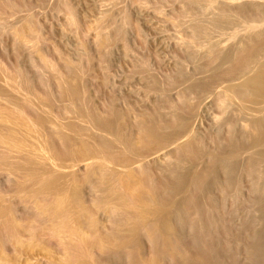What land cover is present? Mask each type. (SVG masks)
<instances>
[{
  "label": "rangeland",
  "instance_id": "obj_1",
  "mask_svg": "<svg viewBox=\"0 0 264 264\" xmlns=\"http://www.w3.org/2000/svg\"><path fill=\"white\" fill-rule=\"evenodd\" d=\"M0 1H11L15 6L17 5L16 8H0V73H3V75L2 73L0 74V86L4 87L5 90H9L13 85L12 83L16 87L20 83L18 85L20 88H15L18 90L16 93L10 91L22 100L28 99L27 101L30 104L27 103L29 106H26L25 110L38 109L40 112L41 110L52 112V115H47L49 111L41 113H45L49 118L53 117L51 127L53 131L63 130L66 127L65 125L69 123L75 124L76 119L78 121L77 117H79V121L81 119L78 123L82 122V124L87 125L88 119L84 118L85 113H82V110L85 112L87 107L86 112L92 111L93 114L101 118L112 117L109 110H115L121 114L120 124L126 134L135 131V121L142 119L144 115L151 116L154 114L163 119H158L159 122H166L167 126L164 127L163 132L166 136H169L168 145L156 151L152 150L146 157V167L149 180L162 184L163 190L171 182L169 178L171 168H176L185 177L179 189L173 194H169L170 205L168 210H172L173 205L181 203L189 195L195 199H201L200 192L195 191L191 185V179L197 171H202L208 175L214 173V165L211 160L209 161L210 156L211 158L214 156L223 157V152H225L228 163L235 164L243 161L249 154H255L256 156L264 154V139H261V142L256 146H251L248 149L243 148L248 143H252L253 137L263 138L264 136V126L255 125V120L264 116V101L252 103L254 100L250 91L248 92V89L245 90L244 87L242 88L243 85L241 86L243 81L250 78V76L252 77L253 73L256 70L258 71L261 66L262 69L264 68V26L262 25L264 21H261L264 17V0H208L209 3H212V8L208 11L204 8L205 14L200 4L194 3L189 6L186 3L187 0H66L71 8L70 10L65 9L62 5L63 1L66 3L65 0ZM248 2L250 3L248 4ZM252 2L257 3L256 7L253 6L255 4ZM196 5H199L198 8ZM198 9L201 11H198ZM9 11L11 12L9 13ZM123 12L127 17V22L122 20ZM13 13L19 14H16L17 16L15 15L16 18H14ZM221 14L223 17H221ZM26 17L27 19H32V28L30 27L29 29L34 27L33 30L36 29L35 31L32 32L26 28L28 27L25 24ZM214 18H217V24L212 23ZM196 19L200 24L202 22L201 25L204 24L207 29L198 33L191 31V23L196 21ZM112 20L115 24L121 25L122 28L124 27L122 36H117L115 33L112 36L113 38L111 37L112 28L110 24L114 23ZM21 21L25 22V26ZM254 22L256 24L258 22V30L261 27V31L259 30L260 35L258 33L257 37L256 34L247 35L248 33H245L248 29L247 26L249 27ZM19 26L22 30L24 29L21 34H18L14 29L20 28ZM231 29L234 30V37L228 34L233 32ZM101 32L111 37L108 44H104L105 47L99 43ZM208 39L210 42L213 40L211 42L212 46L216 42L217 46H213L214 49L216 48L214 52H212L213 48L210 50L211 45ZM207 41L210 46L207 45ZM184 46L188 49H185ZM220 46L223 47L221 48ZM238 46L241 48L239 49ZM257 46L260 50L257 57H259V54L263 57H259V60L255 57V62H252L253 65L251 63L250 70H246L243 73L237 64L238 57L247 56ZM252 47L253 49L249 51ZM230 50L232 51L230 52ZM215 51L217 52L215 53ZM189 53L195 54L194 59H191L192 61L186 56ZM209 53L212 54L209 55ZM214 56H216V59ZM208 57L210 62L214 58L215 63L214 61L210 63ZM226 57L231 58V60H233V57L237 58V61L236 59H234L236 62L231 61ZM66 59L71 60L75 66L79 67H76L77 71L79 69L78 76L76 70V74L74 73L76 77L83 73L82 77L80 76L81 78H76L78 83L80 82L79 87L82 89L81 103H77L79 107L74 101L75 104L73 106L70 103L72 101H68L70 99L61 101L60 97H57L59 96L57 92L59 84L58 73L62 70ZM43 60L47 62L48 66L43 64ZM181 68L183 71L180 70ZM261 68L260 70H262ZM15 69L26 72L25 74L30 78L28 79L31 81L32 90L35 92L27 90L29 92L27 95L28 92L25 91L26 88L22 86L18 77L13 78L14 80L12 81L11 77L15 76H12ZM80 70L82 73H80ZM57 71L58 73H56ZM180 71L183 72L181 73L182 76L178 73ZM38 73L46 80V87L40 84L39 78H37ZM15 79L18 80L15 81ZM184 82L185 84H193L192 82H194L193 85L195 86L191 91H186L185 87L181 85ZM195 83L198 84V89L201 87L203 91H197ZM48 85L49 87H47ZM239 86L245 91L243 92ZM231 89H234V93H230L232 92ZM238 89L242 90L243 99L241 96L238 98L235 95L232 96ZM22 90L24 91L22 92ZM20 92L22 94L25 93L27 97ZM44 92H48V95L50 94L52 101L49 99L50 97L48 98V96L44 95ZM188 92L189 96L187 95ZM245 92L248 93V98L251 96L252 100L245 99ZM178 96H182V99H180L181 97L178 98ZM220 97L225 100L223 102H227L225 105L221 104V108L218 105ZM183 98H188V100ZM6 99L8 98L0 96V108L8 109L12 105L9 103L11 101ZM45 99L50 100V102L46 100L47 104ZM178 99L184 106H181ZM33 101L35 106L32 104ZM35 102L43 105L38 104L36 106ZM69 103L70 106L72 105L71 108ZM10 108L12 109L13 105ZM73 108H76L75 112ZM79 108L82 109L81 112ZM72 109L73 111H71ZM76 110L78 111L76 112ZM79 112L84 115L80 114L81 117L77 116L76 114L78 113L79 115ZM87 115L88 113L86 117H88ZM83 127L85 128L84 133L87 135V142L95 144L92 137L101 133L98 130L99 127L96 125L94 127ZM181 128H184V130L180 132ZM64 134L70 136L72 132L66 130ZM104 137L108 141L114 140L113 133L110 130L104 132ZM184 140L185 143L189 140L192 144L200 146L203 153L197 159H193L192 149L190 148L179 157L175 150L179 145L184 144ZM73 141L71 146L72 154L69 156L55 154L52 164L47 159V149L43 145L38 147V155L46 161V168L48 166L52 167L54 177L59 178V182L63 184L67 192L74 190L78 193L80 206H85L94 211L105 229L109 230L107 212L104 210L106 205L101 204L100 208L95 206L94 199L100 196L101 193L95 191L87 181V170L95 167L99 162H102L111 171L115 170L117 172L115 178L119 182V186L116 188L117 195L125 194L129 190H136L140 175L134 171L130 173L126 164L117 166L111 160H103L98 155L94 156L83 152L80 142L77 140ZM114 145V150L119 151L120 144L115 143ZM179 160L180 163H176ZM263 162L259 163V165L261 164L259 169L262 171L264 170ZM14 175L0 168V195L4 194L7 199L14 201L16 204V208L14 207L16 209H14L16 217L20 222L22 221L21 223H24L23 221L26 223V221H31L27 214L32 208L28 205L30 209L28 210L24 206L26 203L24 200L11 198V190L14 189V183L18 181L17 176ZM17 175L21 178H29L27 172L17 173ZM238 175L241 184V198L245 200L248 195L246 192L247 187L252 182V179L247 177V173L242 167L239 169ZM215 180L221 181L219 176ZM165 183H167V186H164ZM7 202L8 200L3 202V204ZM228 206L229 203L226 204V208ZM255 212L257 211L254 209L253 215ZM257 213H255V217L259 216ZM246 215L247 213L241 210L234 211L231 218L234 219L232 221L233 224H238L237 220H242V216L244 218ZM68 219H70L69 216ZM72 222L70 221L69 228L75 230L76 224ZM130 224L131 222L129 221L128 227ZM260 224H258V221L254 223L258 229L262 227ZM186 228L184 227L183 229L184 234L190 231H187V228L185 232ZM260 230L263 234H261V237L264 239V229ZM71 237L73 239L76 238L75 236ZM71 237L67 238V240L72 239ZM140 239L137 254L140 258L146 259L152 255L153 242L151 243L147 238L141 241ZM11 240L9 241L6 237H3V242L0 244V262L2 264H77L78 261L93 259L95 256L92 250H88L86 253H80L78 250L72 251V248L78 244L75 243L76 241L73 242V240L70 243H67L65 239H63L64 241L62 240L65 247H72L68 249L69 251H65L66 248H64L63 244H60L61 241L58 242L57 238H49L48 236H41V238L31 240L27 233L23 234L20 238L23 247L19 248V250H14L16 238L13 237ZM72 242L75 246H73ZM120 243V239H114L108 244H104L106 245L104 248H114ZM237 255L240 264H248V256L244 250L240 248ZM106 260L110 264H131L130 260L121 259V256L113 255L106 258Z\"/></svg>",
  "mask_w": 264,
  "mask_h": 264
},
{
  "label": "bare ground",
  "instance_id": "obj_2",
  "mask_svg": "<svg viewBox=\"0 0 264 264\" xmlns=\"http://www.w3.org/2000/svg\"><path fill=\"white\" fill-rule=\"evenodd\" d=\"M186 3L189 6L191 4L193 5L194 3L200 4L203 7L202 11L204 14H205L204 8L207 11L212 8L211 7L212 3H209L208 0H187ZM249 3L250 2H248V4ZM254 4L255 5L253 6L256 7L257 3ZM62 5L65 7V9L68 10L71 9L69 4H67V2L64 3L63 1ZM16 6L13 3H11V1L10 2L0 1V8L3 7L16 8ZM196 6L198 8L199 5ZM199 10L200 9H198V11ZM10 12L11 11H9V13ZM16 14H14V18H16L15 17ZM223 15L225 16V14ZM122 16H123L122 18L123 22H127L126 20L127 17L124 14V12ZM221 17H223L222 14ZM26 19L24 18V20ZM216 19L217 18H214L212 20L213 24L216 23ZM31 20H32L31 18L27 19L26 23L25 22L24 23L26 24V26H28L26 28H28V30H31L33 32L36 29L33 30L34 27L33 29H29L30 27L32 28L33 22H31ZM261 21L262 22L264 21V17L261 19ZM112 22L114 21L112 20ZM198 22L196 19V21H193L191 23V27L193 29V30L190 29L191 31L198 33L207 29V27L204 24H203L204 26L201 25L202 22L201 24L200 22L199 23ZM22 23L21 25L24 24ZM252 24L253 23H251L249 27L247 26L248 29L245 33H248L247 35L256 34L257 37V34L261 31V27L259 31L258 30L259 26L257 25L258 22L257 24L256 22H254L253 25ZM110 25L112 28L111 37L115 33L117 34V36H122L123 34L122 32H124L123 31L124 27L122 28L121 25L115 24V22ZM262 25L264 26V24ZM230 26L232 25L230 24ZM230 26H229V30H230ZM241 27L243 26L241 25ZM20 28L17 29L14 28L18 34L23 33L24 29L22 30V28L21 29ZM234 30H232L233 31L232 33H228L230 34L229 36H233V37L235 36ZM258 35H260V33ZM111 37L108 35L106 36V33L102 34L101 32L99 36V43L106 45V43L108 44L109 38ZM212 41L213 40H211V42ZM209 42L207 43V45L209 44ZM211 42H210L211 46L210 45L208 46H210V50H212L211 48H213L212 52H214V50L216 49V48L214 49V47H216L217 45L215 42L214 43L215 45H213L214 46L213 47ZM186 48L187 47H185V49ZM238 48L240 49L241 47L238 46ZM252 49L253 47L250 48L249 51ZM231 51L232 50H230V52ZM216 52L217 51H215V53ZM259 52L260 50L259 47L257 46V48L249 52L247 56L241 58L238 57L237 64L239 65V68L241 71H243V73L244 71L246 72V70H250L251 63L255 62V57L258 56ZM211 54L209 53V55ZM186 56L191 60L194 59L195 54L189 53ZM216 56H214L215 59ZM261 56L259 54V57ZM259 57H257L258 60ZM210 58H209V62H210ZM214 58L212 62L214 61ZM228 59L231 60V58ZM232 59L233 60L231 61L234 62L237 61V58L233 57ZM234 59H236V61ZM44 60H43V64L48 66L47 62ZM76 67L77 66H75L74 62L66 59L64 61L62 70L59 71V73L58 71L56 72L58 73V77H59V84L57 91L59 96L57 97H60L61 101L65 99H70L68 101L69 102L72 101L70 102L72 105L76 103L77 107H79L77 103L79 104L81 103L82 89L79 87L80 82L78 83L76 78H81L83 73L80 70L81 71L80 73L82 74L79 75V77H76L75 76ZM260 68L259 69L256 68L258 69V71L256 70L253 73L252 77L250 76V78H247L246 80H244L245 82L243 81V84H241V86L243 85L242 88L244 87L245 90L248 89V92L250 91L252 95V99L254 100L252 103H260L264 101V68L263 69L261 68L262 70H260ZM19 69L21 68L19 67ZM19 69L14 70V74H12V76L15 75L14 77L11 76L8 77H11L12 81L14 80L13 78L18 77L21 81L22 86L26 88L25 91L28 90L30 92L31 91L35 92L34 90H32L31 81L29 80L30 78L27 77V75L25 74L26 72L24 73L22 70ZM180 70H182V68ZM78 71H77V76H78ZM178 73L180 74V76H182L181 73L183 72L180 71ZM37 76H38L37 78H39L40 84H42L43 87H46L47 82L44 79V77L42 78V75L40 74ZM17 80L15 79V81ZM192 83L194 84V82ZM12 84L14 85V83ZM184 84L181 85L185 87L186 91L188 90L191 91V89L195 86L191 83L188 84L186 83L187 85ZM198 84H196L195 88L197 91H200L201 87L200 89H198L197 86ZM13 85L9 90L8 89L5 90L4 87L2 88L0 86V96L7 97L8 99L6 100L11 101L9 103L13 105L12 109L10 108L12 105L8 109L0 108V120H1L0 121V168L5 169L6 171H8V173L15 174L14 176H17L16 178H18V181L14 183L15 185L13 184L14 189L11 190L12 191L11 198L17 200L21 199V201L23 200L26 201L24 206L28 208V205H30L33 210L31 209V211L28 212V214L26 213L31 219V221H26V223L25 221H23L24 223H21L22 221L20 222L15 215L14 209L16 208L15 207L16 204L14 203V201L7 199V196L5 197L4 194L0 195V244H2L3 242V237H6L9 241H12L11 239L14 237L16 238V245L14 246V250H19V248L21 249V247H23L20 238L23 234L26 233L29 239L31 240L35 238H41V236L43 237L48 236L49 238H57L58 242L60 241L62 242V243L60 242L61 245L63 244L64 241L63 239L67 240V238L69 239L71 236H75L76 240L71 237L72 239L67 240L66 242L70 243L73 240V242L76 241L75 243L78 244H76L75 246V244L72 242L74 244L73 246H75L73 248L68 246L65 247L63 244L64 248H66L65 251L66 250L69 251L68 249L72 248V251L78 250L80 253H86L88 250H92L95 253L93 259L81 260L78 261L77 264H110L107 263L106 258L111 257L113 255L121 256V259L130 260L131 264H240L238 261L237 253L238 250L241 248L248 256L247 259L248 264H264V241H263L264 239H262L261 237L262 231L260 230V229L262 230L264 229V170L262 171L259 169V166L261 165V164L259 165V163L264 161V154L260 156H256L255 154H249L246 158H244L243 161H239L236 163L234 162L235 164L228 163V158L225 157V152H223L224 153V156L222 155L223 157L214 156L211 158L210 156L209 161L211 160V163L214 165V169H215L214 173L212 175H208L202 171H197L194 174L193 178L191 179V185L193 186L195 191L200 192L201 199H195L193 196L189 195V197L187 198L184 197L185 199L183 198L184 200L181 203L173 205L172 210H168V207L170 205L169 194H173L179 189L185 177L182 176L181 172L176 168H171L169 175L171 182L169 183L168 186L167 183L164 184V186H167V188L164 190L162 184L151 182L148 178L146 157L152 150L156 151L158 149L164 148L166 145H168V141H169V136H166L163 132L164 127H166L167 124H165L166 122L164 121H163L164 124L163 122H159L158 119L163 120L162 118H159L160 116H155L154 114H152L151 116L144 115L142 119L140 118L137 121H135L134 124L135 131L126 134L123 132L122 125L120 124L121 114H119L115 110H109V112L112 114V117L101 118L100 116L93 114L92 111L86 112L88 107L86 108V111L83 112V110L80 109L82 108L81 106H83L81 105L79 111L81 112L82 110V113H85L84 118L88 119L87 125L84 123L82 124V122L78 123L79 117H77L78 121L76 119L77 122L75 121L74 122L75 124L69 123L65 125L66 127L63 128V130L53 131L51 129L53 124L52 122L53 117L51 116L49 118L47 116V115H52L51 114L52 112L50 113L49 110L47 111L41 110V112H46V113L49 111V113L45 115V113L42 114L40 110L38 111L37 107H36L37 110H29V109L25 110L24 108L26 106H29L27 105V103L28 104L30 103L29 101H27L28 100L27 98L22 96L23 98L26 99V100H22L21 98L17 97L15 94L12 93V92L16 93L18 91L16 90L18 85L17 87ZM241 86H239L240 89H242ZM47 87H49V85ZM240 89L236 90L235 92L237 94L236 93L232 94V96L235 95V97L237 98L241 96L242 98L241 95L242 90L243 92L245 90L244 89L240 90ZM19 90L21 91V89ZM231 90L232 92L230 93H234L233 92L234 89ZM23 91L24 90H22V92ZM28 94L29 92L27 93V95ZM22 95L26 96L25 93H23ZM44 95L46 97L48 96V98L50 97L49 99H51L52 101V97L50 96V94L48 95V92L45 93ZM187 95L189 96V92ZM178 98L182 99V96H178ZM246 98H248V93H246L245 99ZM185 99L188 100V98ZM248 99L252 100L251 96ZM21 100L22 102H20ZM46 100L47 99H45V102ZM219 100L221 102L225 101L222 100V98ZM47 101L50 102V100ZM178 102L181 104L180 100ZM219 102H218L219 107L221 104L225 105V103H227V102H223V103L221 102L219 103ZM32 104L33 106H35L34 101ZM35 104L37 103L35 102ZM38 104L36 106H38ZM39 105H43V104L41 103ZM181 106L184 105L181 104ZM73 109L71 111H73ZM77 111L78 110H76V112ZM80 112L79 115L78 113L75 114L77 116H80V114H82ZM87 113H88L87 115L88 117H86ZM94 125L99 127L98 130L101 133L92 137L93 141L95 142V144H92L90 142H87L86 139L87 135L86 133H84L85 128L83 126L94 127ZM255 125L264 126V116L255 120ZM66 130L71 131L72 135L70 136L65 135L64 132ZM108 130H110L113 133L114 136L113 141H108L104 137V132ZM182 130H184V128H181L179 131L181 132ZM253 139H251L253 140L251 144L248 143V145L246 144L247 145L246 147L243 146L242 147L248 149L251 146H256L261 142V139H264V136L263 138L253 137ZM73 140H77L80 142L83 148V152L89 153L90 155H94V156L98 155V157L103 160H111L114 162V165L117 166L121 164H126L129 167L130 173L134 171L139 173L140 175L138 181V188L136 190H129L126 191L125 194L117 195L116 188L119 186V182L115 178V174L117 173L115 170L111 171L106 166H104L102 162H99L98 165L87 170L86 172L87 181L91 184L92 188L95 191L101 193L100 196L94 199L95 206L100 208L101 204L106 205L104 207V210L107 212L109 230L105 229L103 223H101V221L97 217V214L94 213V211L88 209L85 206H80L78 202L79 201L78 193L74 190H70L69 192H67L63 184L59 182V178L54 177L52 167L48 166L49 169L48 167L46 168V161L38 155V147L40 145H43L45 149H47L46 151L48 153L47 159L50 161V164H52V159L55 156V154H59L63 156H69L70 154H72L73 150L71 146H72V142H74ZM115 143L120 144L121 147L119 151L114 150ZM190 148L192 149L193 159H197L203 153V150L200 146H198L197 144H192L189 140L186 143L184 140V144L182 143L181 145H179V147L176 148L175 151L178 154V156L181 157ZM178 162L180 163V160L176 161V163ZM262 164H264V162ZM241 167L245 169L247 173V177L252 179V182L247 187L246 192L248 195L245 200L241 198V194H242L241 186H240L241 184L238 175V171ZM26 172L29 174V178H21L17 175V173L22 174ZM218 176L221 179V181L219 182L215 180V178ZM213 195H215L216 197ZM7 200L8 202L6 204H3V202ZM227 203H229V206L226 208ZM254 209L258 212L255 213H257L259 216L255 217L254 216L255 213L253 215ZM28 210L30 209L28 208ZM236 210H241L244 213H247V215L244 218L242 216V220L240 219H239L240 221L237 220L239 222L238 224H233L232 221L234 219H231L232 213ZM68 216L70 219H68ZM233 218H234V214H233ZM70 221H73L76 224L75 230H71L72 228H69ZM129 221L131 222V224L128 227ZM255 221L256 222L258 221V224L261 223L260 225L262 227L259 229L256 228L254 225ZM256 226L259 227L257 224ZM184 227L188 228V230L187 228L185 229V232L186 230L187 231L190 230L188 232L189 235L187 232L185 233L188 236H186L183 232ZM140 238L142 239L145 238V240L147 238L148 241L150 240L151 243L153 242L152 255H150V257L146 259L140 258L137 254L138 242ZM114 239H120L121 240L120 245L114 248L112 247L104 248L106 246L104 244H108L111 240ZM142 239H140V241ZM0 264L2 263L0 262Z\"/></svg>",
  "mask_w": 264,
  "mask_h": 264
}]
</instances>
